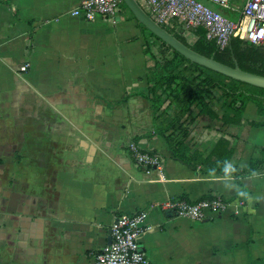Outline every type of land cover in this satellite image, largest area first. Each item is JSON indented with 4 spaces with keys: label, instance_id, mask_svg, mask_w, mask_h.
I'll return each instance as SVG.
<instances>
[{
    "label": "crops",
    "instance_id": "crops-1",
    "mask_svg": "<svg viewBox=\"0 0 264 264\" xmlns=\"http://www.w3.org/2000/svg\"><path fill=\"white\" fill-rule=\"evenodd\" d=\"M0 2V264H95L120 214H146L139 237L150 264H264V168L242 179L202 175L152 134L138 0L111 21L69 17L80 0ZM150 16V15H149ZM30 33L32 36L30 38ZM30 39L32 42L30 43ZM26 71H22L24 66ZM124 102L118 103L122 99ZM238 126L201 119L191 138L208 153L219 139L245 168L264 151L255 106ZM160 157L165 181L146 176L129 142ZM236 198L193 222L159 205ZM242 199V200H241Z\"/></svg>",
    "mask_w": 264,
    "mask_h": 264
},
{
    "label": "trees",
    "instance_id": "trees-1",
    "mask_svg": "<svg viewBox=\"0 0 264 264\" xmlns=\"http://www.w3.org/2000/svg\"><path fill=\"white\" fill-rule=\"evenodd\" d=\"M0 2L11 7L6 0ZM138 27L142 54L146 58L144 78L148 88L146 94L137 96L147 103L153 130L146 138L160 139L175 159L202 175L232 178L236 184L242 185V179L261 174L264 168L263 150L259 158H251L245 168H240L231 163L233 149L227 140L219 139L208 153H204L194 149L191 134L201 119L224 126L240 125L248 103L255 106L257 116L264 118V89L193 64L164 45L141 24ZM161 27L196 54L264 77V46H254L234 38L220 49L214 42L206 40L202 28L184 31L176 20L170 27ZM161 49H166L168 54ZM251 126L263 127L264 123H251ZM213 198L206 196L201 200ZM235 199L224 201L231 204ZM180 200L186 199L181 197Z\"/></svg>",
    "mask_w": 264,
    "mask_h": 264
},
{
    "label": "built area",
    "instance_id": "built-area-1",
    "mask_svg": "<svg viewBox=\"0 0 264 264\" xmlns=\"http://www.w3.org/2000/svg\"><path fill=\"white\" fill-rule=\"evenodd\" d=\"M151 19L159 26L170 27L176 20L184 31L202 28L206 40L214 42L220 49L237 38L254 46H264V0H206L208 3L237 17L231 20L199 0H138ZM234 1L235 3H232ZM120 0H80L69 17L92 23L96 20L113 22ZM24 66L22 71H26ZM136 166L146 176L155 173L157 182L165 181L164 167L160 157L144 151L137 143L126 146ZM229 204L223 198L188 202L168 199L159 205L176 217L193 222H204L210 216L223 214ZM146 214H120L114 216L110 225V239L94 257L95 264H150L140 249L139 237L151 229L145 223Z\"/></svg>",
    "mask_w": 264,
    "mask_h": 264
},
{
    "label": "water",
    "instance_id": "water-1",
    "mask_svg": "<svg viewBox=\"0 0 264 264\" xmlns=\"http://www.w3.org/2000/svg\"><path fill=\"white\" fill-rule=\"evenodd\" d=\"M140 24L145 27L150 33L157 37L161 42L167 47L177 52L179 55L187 59L189 62L206 68L210 71L218 73L224 77L230 78L232 80L243 82L244 84L250 85L252 87L264 89V77L256 76L244 71L239 68L228 67L222 65L212 58H206L199 54H196L188 47L180 43L172 34H169L165 29L155 23L149 15H147L140 8V11L135 12Z\"/></svg>",
    "mask_w": 264,
    "mask_h": 264
},
{
    "label": "rangeland",
    "instance_id": "rangeland-1",
    "mask_svg": "<svg viewBox=\"0 0 264 264\" xmlns=\"http://www.w3.org/2000/svg\"><path fill=\"white\" fill-rule=\"evenodd\" d=\"M201 1L203 4H205L206 6H208L209 8L215 10V11H218L220 14L226 16L227 18L231 19V20H235L236 19V15L233 14L232 12L230 11H225L223 9H220V8H217L216 6L208 3L206 0H199ZM232 3H235L234 1H232ZM162 52H166V54H168V51L166 49H161Z\"/></svg>",
    "mask_w": 264,
    "mask_h": 264
}]
</instances>
